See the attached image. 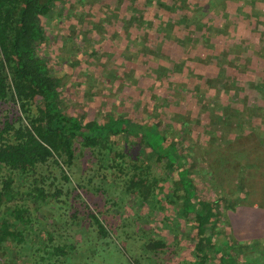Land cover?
Returning a JSON list of instances; mask_svg holds the SVG:
<instances>
[{
	"label": "trees",
	"instance_id": "1",
	"mask_svg": "<svg viewBox=\"0 0 264 264\" xmlns=\"http://www.w3.org/2000/svg\"><path fill=\"white\" fill-rule=\"evenodd\" d=\"M65 2L0 0V264H131L109 258L119 249L84 197L117 170L147 187L145 156L175 168L194 219L196 258L178 264H264V0H86L127 41L119 68L146 76L130 88L136 114L91 118L63 107L62 78L40 53L45 19ZM198 163L213 197L189 175ZM140 240L143 257L166 248L145 230Z\"/></svg>",
	"mask_w": 264,
	"mask_h": 264
},
{
	"label": "rangeland",
	"instance_id": "2",
	"mask_svg": "<svg viewBox=\"0 0 264 264\" xmlns=\"http://www.w3.org/2000/svg\"><path fill=\"white\" fill-rule=\"evenodd\" d=\"M66 1L62 6L57 4L54 13L45 19L46 42L40 50L48 59L50 70L62 78L63 107L85 118L109 109H124L128 113L136 114L128 109L133 107L129 103L130 88L135 85L141 87L140 82H144L146 76L133 75L131 68L124 71L126 64L119 68L117 62L125 55L122 53V47L127 44L125 37H117V29L112 26L105 25L101 29V23L91 19L95 14L88 9V5L86 8L82 7L86 0ZM142 108L140 105L138 110ZM139 116L141 120L146 117L141 114ZM138 139L137 142L142 143ZM120 144L121 141L117 140V148ZM130 147L132 145L125 146L126 149ZM140 153L141 158L145 156V152ZM148 158L149 156H145L144 162L142 161L144 166L152 165L150 168L146 167L148 174L144 179L147 187L136 184L131 179H121L119 174L122 172L117 170L104 183V189L95 190V185H91L90 193L85 192L84 198L90 199V205L98 212L115 248L119 249V252L111 254L109 258H124V261L128 260L131 264H178L177 262L185 259L193 261L196 258L192 237L194 219L184 216L177 203L181 191L176 188L175 168L154 167V160ZM105 172L109 171L106 169ZM135 172L140 173L141 170ZM206 173L204 167L198 163L193 166L189 175L198 184V194L208 198L215 195V188ZM123 176L121 175L122 178ZM95 178L97 183L101 181L100 174L97 173ZM219 225L229 228L224 218H221ZM144 230L150 236L162 237L166 242L165 250H160L156 258L141 256V247L139 252L134 249ZM9 254L11 251L5 254V258ZM218 257L208 254L204 264H220Z\"/></svg>",
	"mask_w": 264,
	"mask_h": 264
}]
</instances>
